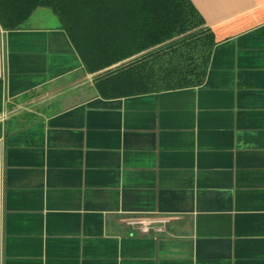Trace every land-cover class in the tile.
I'll use <instances>...</instances> for the list:
<instances>
[{
	"label": "crops",
	"instance_id": "obj_1",
	"mask_svg": "<svg viewBox=\"0 0 264 264\" xmlns=\"http://www.w3.org/2000/svg\"><path fill=\"white\" fill-rule=\"evenodd\" d=\"M190 2L205 81L158 93L108 95L43 8L0 28V264H264V0Z\"/></svg>",
	"mask_w": 264,
	"mask_h": 264
},
{
	"label": "trees",
	"instance_id": "obj_2",
	"mask_svg": "<svg viewBox=\"0 0 264 264\" xmlns=\"http://www.w3.org/2000/svg\"><path fill=\"white\" fill-rule=\"evenodd\" d=\"M37 8L51 10L84 69L97 73L108 95L205 81L214 39L190 0H0V28H22ZM2 100L0 79V115Z\"/></svg>",
	"mask_w": 264,
	"mask_h": 264
},
{
	"label": "built area",
	"instance_id": "obj_3",
	"mask_svg": "<svg viewBox=\"0 0 264 264\" xmlns=\"http://www.w3.org/2000/svg\"><path fill=\"white\" fill-rule=\"evenodd\" d=\"M164 222V220L138 219L130 220L127 224L141 233H148L155 225H162Z\"/></svg>",
	"mask_w": 264,
	"mask_h": 264
},
{
	"label": "rangeland",
	"instance_id": "obj_4",
	"mask_svg": "<svg viewBox=\"0 0 264 264\" xmlns=\"http://www.w3.org/2000/svg\"><path fill=\"white\" fill-rule=\"evenodd\" d=\"M43 9L45 10L44 12H46V14L53 15L51 10H49L47 8H43ZM4 117L6 118L7 115H5ZM4 117H3V115H0V122H3V120L5 119Z\"/></svg>",
	"mask_w": 264,
	"mask_h": 264
}]
</instances>
